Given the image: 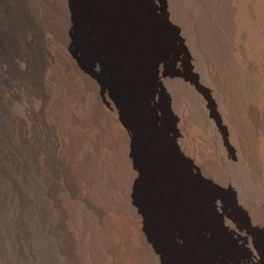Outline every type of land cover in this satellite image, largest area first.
I'll use <instances>...</instances> for the list:
<instances>
[{
    "label": "rangeland",
    "instance_id": "obj_1",
    "mask_svg": "<svg viewBox=\"0 0 264 264\" xmlns=\"http://www.w3.org/2000/svg\"><path fill=\"white\" fill-rule=\"evenodd\" d=\"M163 2H165V6L167 5V11H170L168 12L170 18L162 16L160 10H163ZM242 2L244 1L149 0L147 6L148 10L155 17V22L161 32V48L159 50L164 57L165 68L163 70L167 75L166 79L163 78L162 80V83H164L163 88L159 89L154 84V76L152 77V73H150L148 70L145 73V76L141 82L142 86L140 88V93L137 94L138 96L136 95L137 97L134 101L140 107V116L134 115L133 108L127 103L123 93L116 86V84L114 85V82L109 76L108 71L97 70L95 67H93V53L92 51L85 49V38H83L76 30L72 31V38L70 37L71 48L74 54L76 56L78 55L77 58L79 64L81 63L80 65L88 70H90V65H92L96 79L100 83L105 84L107 87H112V91L116 96H118V100L122 106L123 117L126 121V123L123 124V127L128 132V135L131 136L128 126L132 125L135 132L134 138H138L139 148H137V153H134V158L138 165L143 166L144 178L142 181H140L135 189L136 202L140 204L143 209H147L148 202L145 195V187L147 184L146 181L149 182L150 180H153L154 184L158 185L159 182L165 180L162 179L165 175L175 176V178L178 180L194 186L205 201L204 216L205 221L209 226V231L207 232L203 229H200L201 231L195 233L197 230L193 231L191 228L188 230V233L183 236V234L178 232L180 229V222L177 217L170 215L167 211L166 214L162 209V204L165 201L162 192L155 191L156 195L154 201L157 203V206L160 210L158 213L162 222L160 224L157 218L158 213L156 215L149 214V216H147L144 220V228L146 231L148 230L147 232L153 237L160 256L164 257L170 264H190L191 262L193 264H264V198H261L262 193L264 192L261 193L260 189L258 188H254L255 191L253 189H249L245 182L236 181L234 179L231 180L229 177H227V179L225 176L220 175V173H218L216 170H211L208 166V161L205 160V157L209 156L216 163H219L222 166H229L231 168L237 169H240L242 162L247 160V150L244 145H242L239 139L240 137L234 131L232 127L233 120L223 102V93L218 83L217 74L212 68L211 63L205 61L209 58V56L210 58L212 57L223 62H230L231 60L232 63L230 62V70L234 74L237 73L236 70L241 68V65H239L242 63V52L240 45L242 44L244 47V41H246V39H243L240 35H237L239 31L241 33V27L239 22H237L234 18V15L232 19L230 18L232 21L229 23L230 19L228 18L230 16V12H228V9L231 7L234 9L237 8L238 10L241 8L243 9L246 3ZM75 14L77 21H80L79 17H81L84 12H82L81 8L79 7ZM198 32H201L200 35ZM41 36L42 41H44V39L46 41H41V51H39L40 59L38 60L35 73L31 75V77H27V73H25L26 70L22 69L13 62V67H11L12 69L8 71V75L4 74L6 83L10 88L9 90H13L15 93H12V96L8 101L3 100L0 105V124L2 125H0V138H8L10 139V143L12 144V142H14L12 145H15V151L12 153L14 164L10 162L6 163L4 156L0 155V178L2 179V181L0 180V191H2L0 193V241L2 239L0 246L3 247L5 245V250L3 248L2 251H4L6 258L10 257L8 260L11 259L9 261L11 263L9 264H24L25 262V264H73L71 262L73 255H76V260H79L78 258H80V256L77 255L75 250L79 246L76 243L80 244V241H77L78 227L82 221V218L84 217V212L86 213L87 211L86 209L88 208V211L92 212L91 210H93L94 204L92 203L93 199L90 197V195L88 193L86 194L87 190H84L83 187L77 182V178L75 180L70 176L69 172L72 162L70 161L69 163L70 158H67L65 153L62 151L64 146V134L62 132L65 131L64 129L66 128V121L53 118L50 115L49 110H47V107L43 109L42 107L40 108L38 106V101L40 99L47 98V95L49 96L50 88H54L56 85L57 86L55 88L60 87L62 84L61 81L66 75L63 74L62 77H60L63 71L59 62V58L56 56L57 53L53 54L54 42L47 41L46 37H48V34L43 29V27H41ZM179 37H182L183 45L188 56V60L185 64L181 61V45L178 42ZM185 40H188L190 43L186 45L187 43H185ZM46 49L49 52H47ZM48 57L53 59L51 60ZM194 59H196V62L198 63V70L194 69L195 65L192 61ZM238 60L239 62H237ZM43 61H45V63ZM105 61L107 65L110 64V59L105 58ZM49 72L51 73L48 74ZM60 78L61 80H59ZM17 79H19V81ZM49 84L51 86H49ZM13 95L15 97H13ZM182 95H188L196 99L198 107L200 108V119L197 120V122L190 121L191 119L186 113L187 109L181 107ZM19 99H21V101H19ZM15 103L16 106L14 105ZM260 105L264 111V97H261ZM24 108H27L26 110H29L30 112H28L26 117L22 116L23 118H20L18 114L24 110ZM180 110L182 111L183 122H181L180 117H178L179 113L181 112ZM49 118L51 122L49 121ZM9 120H11L12 123ZM53 120L55 121L54 123L52 122ZM254 122L258 128L257 144L252 147V154L255 159V175L257 176L260 184L264 187V126L262 123V118L258 113H256L254 116ZM96 123L103 134L102 138L99 140L105 146L104 151L107 150L109 151V154L112 155H117L120 153L123 154L122 147L127 138L119 137L115 125L103 123L102 120ZM6 129L8 130L6 131ZM20 137L24 138L22 141L25 143L19 139ZM58 139H60V141H58ZM44 146H46V148ZM151 146H153V148L155 147L156 151H154L153 148L152 150H148V148ZM17 147L19 148L17 149ZM20 151H22V153ZM40 154L43 155V157H41ZM24 159L27 162L24 161ZM48 164L50 166H48ZM6 168L8 169L5 170ZM63 170L66 172H63ZM35 171H37L38 174ZM30 174L32 176H30ZM68 175L70 176V179L67 178ZM30 177L34 179H31ZM61 177L65 178L62 179ZM48 178H50V180H47ZM15 183L16 185H14ZM8 184L11 185H9V188L7 187ZM71 184L74 186V188ZM30 187L34 188V190ZM155 187L157 188V186ZM21 188L22 190L24 189V193L22 190L20 191ZM41 188L43 190H40ZM69 189L73 190V193H75V198L78 197L76 198L78 203H73L76 200H72V198L71 200H68L67 194ZM245 189L252 192V195L247 194ZM63 190L64 192H62ZM11 191L13 194H11ZM257 191L261 193V196ZM37 192L40 194H37ZM69 192L71 191L69 190ZM25 193L28 194V196ZM65 195H67V197ZM64 196L66 198H64ZM13 198H16V200ZM36 203L41 206L37 205ZM75 208L77 211L74 210ZM80 208H83L85 211L83 209L81 210ZM15 211L16 213H14ZM79 216H81L80 219ZM51 218L52 220H50ZM167 218L172 220V223L169 222L170 227L166 226L165 220ZM38 221L45 229L38 223ZM60 222L61 224H59ZM36 225L38 226L35 227ZM46 225L47 227H45ZM52 226L55 227L53 228ZM164 226L171 229V231L163 230ZM52 230H54V232ZM7 231L9 233H7ZM50 232H53V234ZM20 234H23L25 237H21ZM75 234H77V236ZM6 235L8 237H6ZM41 236L42 238H40ZM15 237L16 239L14 240ZM60 238L61 240H59ZM19 243L21 245L23 243L24 244L21 247ZM11 245L14 247H11ZM48 249L49 251H47ZM24 253L27 254L25 255ZM11 254L12 256H10ZM56 256H58V259L55 258ZM26 260H28V263Z\"/></svg>",
    "mask_w": 264,
    "mask_h": 264
},
{
    "label": "bare ground",
    "instance_id": "obj_2",
    "mask_svg": "<svg viewBox=\"0 0 264 264\" xmlns=\"http://www.w3.org/2000/svg\"><path fill=\"white\" fill-rule=\"evenodd\" d=\"M243 1L246 3L243 9L241 8L238 10L237 8L234 9L233 7L228 9L229 10L228 12H230V16L228 19L230 18L232 19L234 15V18L240 24L241 33L239 31L238 33L240 34L237 33V35H240L241 38L246 39V41H244L245 42L244 47L242 46V44L240 45V49L242 52V60L241 59L240 60L242 61V63L239 65H241V68L239 70H236L237 73L235 72L236 74H234L230 70L231 60L230 62L229 61L223 62V61L217 60L212 57L210 58L209 56V58L205 61H208L209 63H211L212 68L215 70V73L217 74L218 83L223 93V102L226 106L228 113L230 114L233 120L232 127L234 131L236 132V134L240 137L239 139L242 145H244V147L247 150V160L242 162L240 169L231 168L229 166H222L219 163H216L209 156H206L205 160L208 161L207 163L211 170L213 171L216 170L218 173H220V175L225 176L226 178L229 177L231 178V180L234 179L236 181L245 182L246 185L249 187V189H253L255 191L254 188H258L260 189L262 193L264 192V187L260 184L257 176L255 175V159L252 154V147L257 144V140H258V128L254 122V116L256 113H258L260 117L262 118V123L264 126V111L260 105L261 97H264V0H243ZM148 2L149 0H74V1L73 0H0V31H1V34H0V105L3 100L8 101L10 97L12 96V93H14L13 90H9L10 88L8 87V84L6 83V80H5L6 78H4L5 77L4 74H7L8 71L12 69L11 67H13V62L16 63V65H18L22 69L26 70L25 73H27L26 74L27 77L28 76L31 77V75L35 73L38 60L40 59L39 51H41L40 46H41V41H42L41 27H43V29L48 34V37H46L47 41L54 42L53 46L55 48L53 47V54L57 53L56 56L57 58H59V62L62 66V71H63L60 77H62L63 74H66L63 80L61 81L62 84L60 83L62 86L60 85V87L55 88L57 86L56 85L54 88H50L49 96L47 95V98H43L44 100L40 99L39 101L38 100L37 101L39 102L38 106L40 108L42 107L44 109L47 107V110H49L50 115L53 118L62 119L61 121H66V124H65L66 128L64 129L65 131L62 132L64 134L63 135L64 137L63 145L64 146L63 148L61 146L60 147L62 148V151L63 153H65L67 158H70V160L67 159L69 160V163L70 161L72 162V166H70V172H69L70 176L75 180L77 178L78 180L77 182L83 187L84 190H87L86 194L88 193L90 195V197L93 199L92 203H94L93 210L89 209L92 212L88 211V208H87L86 210L88 212L86 211L85 213L84 212L85 210L82 208L84 210L83 211L84 217L82 218L81 223L79 222L80 225L78 227L79 229L77 233L78 234L77 241H80V244L76 243L79 246L77 249L74 248L77 252V255H79L80 258H78L79 260H76V257H75L76 255H73L72 261H71L73 264H170L164 257L160 256V254L158 253V249L155 245V242L153 240V237L147 232L148 230L146 231V229L144 228V220L146 219V217L149 216V214L156 215L158 211H160L157 206V203L154 201V198L156 195L155 191L162 192L165 198V201L162 204V209L165 213L167 211L170 215H174L175 217H177V219L180 222V229L178 230V232L183 234V236L187 234L188 230H190L191 228L193 229V231L197 230V232L195 233H198L202 229L207 232L209 231V226L206 223L205 216H204L205 201L203 197L200 195V193L194 186H191L187 184L186 182L178 180L177 178H175V176L165 175L162 178L165 180L162 182H159L158 185H155L153 180H150L151 182L146 181L147 184L145 187V195H146L147 202H148L147 203L148 208L143 209L142 206L136 202L135 189L137 185L140 183V181H142L144 178V168L143 166L138 165L134 158V153H137L136 152L137 148H139L138 138H134L135 132H134V128L132 125L128 126L131 136L128 135V132L123 127V124L126 123V121L123 117L122 106L118 100V96H116L115 93L112 91V87H107L105 84L100 83L96 79L95 73L93 71V67H95L97 70H107L108 71L109 76L114 82V85L116 84V86L123 93L124 98L127 101V103L133 108V112L135 116H140L141 114L139 105L136 104L134 101H135V98L138 96L137 94L140 93V88L142 86L141 82L147 70L150 73H152V77L154 76L155 86L159 89L163 88L164 83H162L163 82L162 80L163 78L166 79L167 74L163 70L165 68L164 57L159 50L161 48V32L159 28L157 27L158 25L155 22V17L148 10V7H147ZM210 3H207V4H210ZM166 6H165V2H163L162 4L163 10H160V11L162 13V16L167 18L169 17L168 12L170 11H167ZM79 7L81 8L82 12H84V14L81 17H79L80 21H77V19L75 18L76 17L75 12L77 11V9H79ZM231 19L229 23H231L232 21ZM226 25H227V22H226ZM73 30L78 31V33L83 38H85L86 40L85 49H88L92 51L93 53V61H92L93 67L92 65H90V70L82 67L80 65L81 63L79 64L78 58H77L78 55L76 56L71 48V38H72L71 34ZM44 41L46 40L44 39ZM178 42L181 45V48H180L181 61L185 64L188 60V56H187L185 47L183 45L182 37L178 38ZM185 43H187L186 45H188V43L190 42H188V40H185ZM105 58L110 59L109 65L106 64ZM192 61H193V64L195 65L194 69H197L198 63L196 62V59ZM43 62L45 63V61ZM237 62H239V60ZM49 65H52V64H49ZM51 72H49L48 74H50ZM17 80L19 81V79ZM59 80H61V78ZM49 86L51 85L49 84ZM13 97L15 96L13 95ZM19 101H21V99H19ZM14 105L16 106V103ZM181 107L187 109L186 113L189 115L191 119L190 121L197 122V120L200 119V111H199L200 108L198 107L196 99H194L193 97L188 96V95H184V96L182 95V106ZM26 109L27 108H24V110H22L18 114L20 118H23L22 116L26 117L28 115V112L30 111ZM178 117H180V121L183 122L182 111L179 113ZM100 120H102L103 123H109L111 125H115L118 131L117 133L119 137L127 138L126 142L124 143L122 147L123 154L120 153L117 155H112V154H109V151L107 150L104 151L105 146L99 140L100 138H102L103 134H102L101 129L98 127L96 123V122H100ZM49 121H50V118H49ZM52 122L54 123L55 121L53 120ZM7 130L8 129H6V131ZM19 139L21 141L24 140V138H21V137ZM60 139H58V141H60ZM13 143L14 142H12V144ZM12 144L10 143V139L0 138V153H1L0 155L4 156V158L6 159V163L14 162L12 153H14L15 151L14 150L15 145H12ZM44 147L46 148V146ZM18 148L19 147H17V149ZM152 148L153 146L149 147L148 150H152ZM153 150L156 151L155 147L153 148ZM20 152L22 153V151ZM41 157H43V155H41ZM24 161L26 160L24 159ZM48 166L50 165L48 164ZM7 169L8 168H6L5 170ZM64 171L65 170H63V172ZM35 172L37 173V171ZM30 176L32 175L30 174ZM70 176L68 175L67 178L70 179ZM31 179H34V178H31ZM0 180L2 181L1 178ZM47 180H50V178H48ZM9 185L10 184H8L7 186L8 188H9ZM14 185H16V183ZM53 185H57V184H53ZM73 185L72 187L74 188ZM155 186H157V188ZM31 189L34 190V188H31ZM21 190L22 188L20 189V191ZM40 190H43V189L41 188ZM69 190L71 192H69ZM69 190L67 194L68 200H71V198L72 200H76V198L78 197L75 198V193H73V190L71 189ZM245 190L247 194L252 195V192L248 191L247 189ZM1 192L2 191H0V193ZM38 192L37 194H40ZM62 192H64V190ZM261 193H259V195ZM11 194H13L12 191H11ZM19 195H22V194H19ZM26 195L28 196V194ZM67 195L65 196L67 197ZM6 196H7V193H6ZM65 196L64 198H66ZM261 198H264V193H262ZM13 199L16 200V198H13ZM62 203H65V202H62ZM73 203H78V202L76 200ZM74 210L77 211L76 208ZM74 210H73V213H74ZM14 213H16V211ZM11 215H12V212H11ZM80 218L81 216H79V219ZM157 218L161 224L162 221L159 216V213H158ZM50 220H52V218ZM169 222L172 223V220L170 218H167L165 220L167 227H170ZM59 224H61V222ZM37 226L38 225H36L35 227ZM45 227H47V225ZM167 227L164 226L163 230L171 231V229ZM52 231L54 232V230ZM53 232L52 233L50 232V233L53 234ZM75 232H69V233H75ZM7 233L9 232L7 231ZM77 234L75 235L77 236ZM7 235L6 237H8ZM22 236L24 235L22 234L21 237ZM40 238H42V236ZM15 239L16 237L14 238V240ZM59 240H61V238ZM47 243H48V240H47ZM55 243L60 244L58 242H55ZM12 245L11 247H14ZM4 246L3 247L0 246V264H9L11 263L9 262L11 259L8 260L10 257L6 258L4 251H2ZM33 247H32V250H33ZM47 251H49V249ZM12 254L10 256H12ZM55 258L58 259V256H56ZM16 260H13V261H16ZM26 261L28 263V260ZM190 264H193V263L191 262Z\"/></svg>",
    "mask_w": 264,
    "mask_h": 264
}]
</instances>
